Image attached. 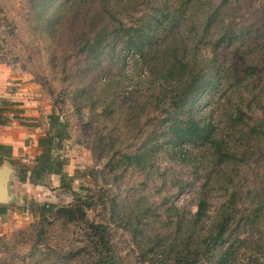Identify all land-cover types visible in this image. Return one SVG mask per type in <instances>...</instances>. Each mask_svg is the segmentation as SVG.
<instances>
[{"label":"rangeland","instance_id":"rangeland-1","mask_svg":"<svg viewBox=\"0 0 264 264\" xmlns=\"http://www.w3.org/2000/svg\"><path fill=\"white\" fill-rule=\"evenodd\" d=\"M243 1L234 10L235 22L241 25L256 23L264 13V0ZM55 4H50L51 9ZM37 11L29 0H0V74L8 73L7 77L2 75L6 83L1 81L0 86L8 93L9 100L16 103L14 108H19L25 122L35 125L31 136L24 137L15 155L2 163L11 166L12 172L8 184L10 198L0 204L5 206V212L0 213V264H83L80 255L69 257L71 250L84 243L78 225L64 226L58 220L48 227L46 241L42 243L52 250L45 245V249L39 247L40 252H34L32 246L34 225L39 218L37 206L44 203L67 205L75 197L73 192L79 196L90 192L93 196L95 204L87 211L88 219L108 225L119 264H174L173 254L183 248L181 245L191 234L189 230L193 231L192 241L197 242L202 251L206 246L203 237L220 204L235 192L240 213L228 238L229 243L236 236L244 242L235 241L225 264H248L255 257L264 259V252L260 251L264 246V214L253 212V207L264 205V139L239 146L251 152L245 161L228 168L229 176L221 175L215 181V175H211L213 184L203 215L194 221L198 210L197 191L204 180L201 170L194 171L189 162H173L159 151L154 154L155 162L145 171L134 167L111 168L105 165L106 157H98L92 146L101 139L116 145L133 144L160 125L164 120L163 111L160 108L152 110L149 103L139 101V105L126 110L122 127L118 116H102L97 94L100 83L94 73L87 77L80 75L83 58L82 45L77 40L78 28L73 24L70 29L60 26V22H67L65 17L56 18L54 24L44 30V20L50 13L38 16L35 15ZM260 28L264 29V22ZM261 35L258 43L264 46V32ZM185 40L192 46L199 45L202 53L210 54L205 40L197 43L192 35ZM226 55L229 57L226 66L231 57L238 58L232 53ZM124 68L132 82L144 85L146 70L137 68L129 53ZM221 82V95L201 102L210 103L205 111L214 112L213 119L219 122V130L232 142L229 122L223 112L229 113L240 104L251 116V124L261 116L264 63L260 64L256 81L250 79L241 86L237 79L226 76ZM87 92L94 96L96 112L93 114L90 105L80 98ZM153 94L151 99L163 101L158 91ZM225 108L227 111H223ZM50 114L59 117L66 128V139L61 142L58 154L65 161L66 180L69 182L71 178L69 189H63L58 176L51 174H44L35 183L18 179L21 165L34 164L40 150L34 139L49 128ZM15 122L22 124L19 120ZM188 182L193 184L179 191ZM189 222L196 225L189 227ZM226 246L227 243L219 252Z\"/></svg>","mask_w":264,"mask_h":264},{"label":"trees","instance_id":"trees-1","mask_svg":"<svg viewBox=\"0 0 264 264\" xmlns=\"http://www.w3.org/2000/svg\"><path fill=\"white\" fill-rule=\"evenodd\" d=\"M38 11L35 15H46L44 30H48L56 18H67L60 22L70 29L78 28L77 40L82 45L81 76L94 73L99 84L98 99L102 116H118L121 127L125 126V112L138 102H146L163 111V121L154 126L145 138H137L133 144H113V141L98 140L92 144L98 157H106L107 166L134 167L145 171L155 162L154 154L159 151L173 162H189L194 171H202L204 180L200 184L198 210L194 215L197 222L203 215L206 198L209 195L211 175L215 181L221 175L229 176L228 168L249 157L250 149L240 145L264 139V106L261 116L251 124L252 119L240 104L229 113L223 112L229 122L231 142L225 138L218 123L213 119L210 101L222 93L223 78L237 79L244 86L256 75L264 63V46L258 41L264 32L262 12L256 23L241 25L235 22L234 10L243 0H29ZM55 4L52 9L50 4ZM38 13V14H37ZM235 15V14H234ZM72 16V17H71ZM194 32V33H193ZM187 34L186 37L183 34ZM194 36L205 40L210 54L201 52L199 45L192 46L185 39ZM256 46H260L257 49ZM131 55L137 68H145L144 85L132 82L124 68L125 59ZM226 53L236 58L226 66ZM247 63V64H245ZM254 76V78H253ZM248 77V78H247ZM128 81V82H126ZM153 91H158L163 101L157 102ZM92 114L96 112L94 96L90 92L81 95ZM16 103L0 98V125H7L13 119L32 128L26 118L14 108ZM144 104V103H143ZM227 111L225 108L223 111ZM130 113V110L128 111ZM132 113V112H131ZM49 128L38 137L40 152L32 166L21 165L18 179L34 183L44 174L56 175L59 185L71 188L68 173L64 170V159L58 154L61 142L66 139V128L59 117L49 115ZM29 121V120H28ZM237 145V146H236ZM57 151V152H56ZM11 147L0 143V165L11 159ZM28 176V177H27ZM193 184L186 183L179 191ZM73 201L67 205L41 204L39 218L34 225V252L45 249L48 227L60 220L64 226L78 225L84 236L83 245L71 250L69 257L80 255L83 264H119L113 250L107 224L88 219L87 211L93 209L95 200L90 192L79 196L73 192ZM33 206V203L32 205ZM31 208V207H30ZM5 206H0V213ZM253 212L264 214V205L253 207ZM239 212L236 193L232 192L222 202L204 238L203 250L193 242V231L189 230L186 242L180 251L173 254L174 264H225L234 241L229 243L231 226ZM179 223L183 221L179 220ZM238 223V222H237ZM196 225L195 222L190 223ZM237 227V226H236ZM200 236V235H199ZM239 242H244L240 240ZM227 243L226 248L219 250ZM204 246V245H203ZM51 249V248H50ZM264 252V246L262 248ZM52 250V249H51ZM200 251V252H199ZM248 264H264V259L253 258Z\"/></svg>","mask_w":264,"mask_h":264},{"label":"crops","instance_id":"crops-1","mask_svg":"<svg viewBox=\"0 0 264 264\" xmlns=\"http://www.w3.org/2000/svg\"><path fill=\"white\" fill-rule=\"evenodd\" d=\"M6 76L8 73L0 74L1 76ZM1 77L0 82L6 83V77ZM0 98H8V93L4 92V90L0 86ZM19 109V108H18ZM19 114V113H18ZM20 115V114H19ZM17 119H13L9 124L7 125H0V143L9 145L11 147V155H15L16 150L18 149L20 143H23L25 141L24 137H30L31 136V130L32 128L27 127L25 125H20V123H16ZM38 135L34 139V143H37ZM40 152V150H39ZM52 175V174H51Z\"/></svg>","mask_w":264,"mask_h":264},{"label":"water","instance_id":"water-1","mask_svg":"<svg viewBox=\"0 0 264 264\" xmlns=\"http://www.w3.org/2000/svg\"><path fill=\"white\" fill-rule=\"evenodd\" d=\"M11 172H12L11 166L7 164L0 165V204L6 203L10 198L8 191V184H9Z\"/></svg>","mask_w":264,"mask_h":264}]
</instances>
